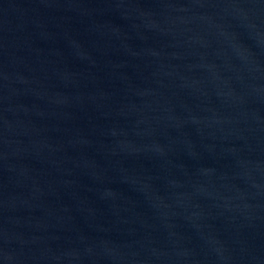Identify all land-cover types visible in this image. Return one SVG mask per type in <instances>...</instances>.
<instances>
[{
	"label": "water",
	"instance_id": "95a60500",
	"mask_svg": "<svg viewBox=\"0 0 264 264\" xmlns=\"http://www.w3.org/2000/svg\"><path fill=\"white\" fill-rule=\"evenodd\" d=\"M0 264H264V0H0Z\"/></svg>",
	"mask_w": 264,
	"mask_h": 264
}]
</instances>
